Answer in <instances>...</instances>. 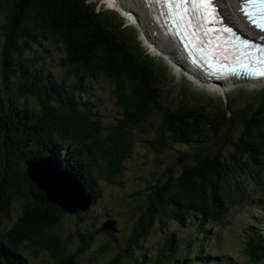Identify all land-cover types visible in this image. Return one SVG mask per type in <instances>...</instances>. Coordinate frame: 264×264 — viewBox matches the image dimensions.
Listing matches in <instances>:
<instances>
[{
	"label": "trees",
	"instance_id": "1",
	"mask_svg": "<svg viewBox=\"0 0 264 264\" xmlns=\"http://www.w3.org/2000/svg\"><path fill=\"white\" fill-rule=\"evenodd\" d=\"M124 29L86 0H0V264H31L22 245L34 255L46 251L51 260L41 264H76L98 229L63 236L64 212L27 176L26 160L49 161L74 175L93 204L100 182L122 185L121 165L130 155L134 130L149 133L146 144L156 154L186 146L148 182L147 194H132L135 221L126 244L106 264H204L197 259L201 251L196 259L172 258L177 251L174 233L155 257L143 253L142 259L132 258L131 246L153 224L165 226L169 220L194 226V234L206 237L208 225L221 222L233 205L247 198L245 178L261 188L264 101L252 98L243 106L219 108L181 97L173 101L154 60ZM48 41L65 49L61 75L45 60L51 55ZM97 77L113 83L111 92L121 112L112 125L102 124L96 114L98 98H92L86 79ZM180 158L186 163L177 169ZM14 201L22 215L2 230ZM75 215L78 222L87 217L86 212ZM74 237L78 246L70 251ZM105 249L114 247L107 242L100 247ZM244 250L252 262L264 260V234L249 232Z\"/></svg>",
	"mask_w": 264,
	"mask_h": 264
},
{
	"label": "rangeland",
	"instance_id": "2",
	"mask_svg": "<svg viewBox=\"0 0 264 264\" xmlns=\"http://www.w3.org/2000/svg\"><path fill=\"white\" fill-rule=\"evenodd\" d=\"M86 2L95 4L97 9L103 11L106 17L113 16L125 27L124 33L134 42H137L144 53L154 60L159 74L163 75L166 85L165 91L173 96V101L176 102L181 97L187 102H200L214 108L222 107L224 104L243 106L250 103L252 98L255 101H264V84L258 86L248 84L225 86L222 93L210 91L208 82L192 80L186 75L188 72L179 63L158 55L153 44L146 39L143 28L132 15L125 14L117 7H111L105 0H86ZM47 45L50 49L48 53L51 55L46 56L43 54L45 52L38 47L35 49L38 53L42 52L41 55L46 56L45 60L48 67L56 74L61 75L64 69L59 61L64 57L65 49L61 45L55 48L53 41H48ZM86 81L93 93L92 98H98L95 107L96 114L101 119L102 124L112 125L121 112L111 92L112 81L105 77L88 78ZM148 139H150L149 133H143L138 129L134 130L130 155L124 158L121 165L119 179L122 185L100 182L99 197L86 212L85 220L78 222L76 213H64L62 216L60 232L63 236L70 233L75 234L76 231H95L109 216L115 220L117 231H113L112 234L117 237L114 238L109 235V230L98 229L96 233L93 232L90 246L77 255L76 264H106L112 253L118 247L126 244L130 227L135 221V215L132 212L134 206L132 194L138 190L142 194H147L148 182L151 181L152 183L167 165L177 159L176 152L178 150L186 149L185 145H175L171 149L156 154L146 144ZM185 163L186 160L180 158L176 164L177 169ZM260 180L262 182L261 188L255 184L253 179H244L248 190L247 198L242 204L233 205L226 212L227 214L221 222L208 225L206 237L194 234V226L180 225L170 220L165 223V226L155 223L147 236L138 241V245L131 246L133 249L132 258L142 259L143 253L146 254V258L148 256L155 257L164 239L174 233L177 251L173 253L172 258L191 255L193 259H196L195 254L201 251L198 254L200 257L197 259L204 264H264V260L252 262L244 250L249 232L255 235L264 234V173ZM21 215L20 203L11 202L8 205V217L2 222L1 229L5 230L11 227ZM107 242L113 245L114 249L112 251L100 250V247ZM22 246L21 251L31 264H41L43 260H51L46 251H39L34 255L30 247ZM77 246L78 240L74 237L68 243V248L70 251H74ZM164 264L169 263L165 261Z\"/></svg>",
	"mask_w": 264,
	"mask_h": 264
},
{
	"label": "bare ground",
	"instance_id": "3",
	"mask_svg": "<svg viewBox=\"0 0 264 264\" xmlns=\"http://www.w3.org/2000/svg\"><path fill=\"white\" fill-rule=\"evenodd\" d=\"M111 7H117L127 15H132L144 30L146 39L153 44L155 52L176 63H182L179 55L165 42L160 30L152 22L148 10L144 7L140 0H105ZM218 21L220 24L227 26L231 33L240 39H249L264 44V40L260 38L261 33L256 32L253 28L248 27L244 21V17L237 11L239 0H212ZM237 1V2H236ZM180 66V65H179ZM186 71V70H185ZM197 79L196 76H194ZM200 81L199 79H197ZM210 91L221 92L223 85L207 81ZM248 84V83H239ZM237 85V84H235ZM263 85L259 80L255 82V86ZM234 86V85H231Z\"/></svg>",
	"mask_w": 264,
	"mask_h": 264
},
{
	"label": "water",
	"instance_id": "4",
	"mask_svg": "<svg viewBox=\"0 0 264 264\" xmlns=\"http://www.w3.org/2000/svg\"><path fill=\"white\" fill-rule=\"evenodd\" d=\"M25 164L27 176L45 193L46 199L59 206L64 213L89 210L93 197L77 177L49 161L30 159ZM98 229L115 231V220L107 219Z\"/></svg>",
	"mask_w": 264,
	"mask_h": 264
}]
</instances>
